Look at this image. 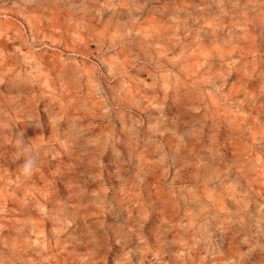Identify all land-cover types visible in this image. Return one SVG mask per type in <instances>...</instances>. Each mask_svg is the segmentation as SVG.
I'll return each instance as SVG.
<instances>
[{
  "label": "rangeland",
  "instance_id": "obj_1",
  "mask_svg": "<svg viewBox=\"0 0 264 264\" xmlns=\"http://www.w3.org/2000/svg\"><path fill=\"white\" fill-rule=\"evenodd\" d=\"M0 264H264V0H0Z\"/></svg>",
  "mask_w": 264,
  "mask_h": 264
},
{
  "label": "clouds",
  "instance_id": "obj_2",
  "mask_svg": "<svg viewBox=\"0 0 264 264\" xmlns=\"http://www.w3.org/2000/svg\"><path fill=\"white\" fill-rule=\"evenodd\" d=\"M26 156L24 162L20 168L21 175L27 177L30 176L37 164V155L35 154V150L31 147L25 149Z\"/></svg>",
  "mask_w": 264,
  "mask_h": 264
}]
</instances>
